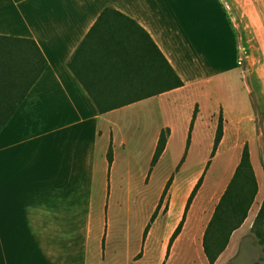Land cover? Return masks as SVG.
Returning <instances> with one entry per match:
<instances>
[{"label": "crops", "instance_id": "1", "mask_svg": "<svg viewBox=\"0 0 264 264\" xmlns=\"http://www.w3.org/2000/svg\"><path fill=\"white\" fill-rule=\"evenodd\" d=\"M212 4L221 23L216 35L220 49L233 36L239 38L238 49L247 53L249 73L262 79L264 0H0V36L35 41L47 61V68L0 134V264H105L111 233L106 224L98 231L93 225V201L102 199L107 220L116 191L129 201L144 197L151 173L160 166L176 136L183 137L181 144L187 155L203 140L209 146L207 150L214 148L221 119L223 138L218 152L234 155L231 172L213 210H209L212 194L207 207L196 211L191 206L186 213L195 175L180 181L178 168L159 190L153 212L157 215L153 222L150 219L147 235L148 225L144 229L142 251L147 252L145 245L148 242L149 246L160 219L166 221L165 232L171 226L164 242L161 238L160 247L164 248L169 247L184 221L172 245L176 254L170 260L166 254V264L178 256L182 243L194 249L203 264H209L203 250L205 232L246 144L259 186L255 203L264 198V171L256 156L253 97L254 92H261L259 82L254 83L255 91L244 80L252 101L240 109L235 102L224 99V84L217 76H191L192 65L178 41L188 39V27L183 31L177 25L192 24L195 8L209 12ZM108 9L133 23L117 15H105ZM138 27L167 58L183 87L155 94L156 75L158 87L161 83L160 68L156 73V53ZM85 85L100 102L129 104L101 114ZM151 92L152 96L140 98ZM132 129L137 135L148 131L153 137L150 173L143 176V188L131 170L141 152L131 147L128 136ZM163 131H169L167 146L153 165ZM119 163L126 168L121 176L115 175ZM208 163L205 159L202 168ZM136 164L139 166L138 161ZM170 180L166 194L170 196L169 211L164 214L159 202L166 197L165 185ZM119 181L123 185H118ZM251 213L215 264L232 260L249 229ZM97 240L101 251L91 259V243ZM130 253L127 264L146 262V254L131 262ZM163 259L162 252L155 264H162Z\"/></svg>", "mask_w": 264, "mask_h": 264}, {"label": "rangeland", "instance_id": "2", "mask_svg": "<svg viewBox=\"0 0 264 264\" xmlns=\"http://www.w3.org/2000/svg\"><path fill=\"white\" fill-rule=\"evenodd\" d=\"M195 9L196 12L194 13V18H192V24H186L185 26L177 25L183 31H185L183 27H188L186 29L188 39L178 41L192 65L191 76H217V79L224 84V88L222 89L224 99L228 102H235L240 109L252 101V96L248 92L244 80L250 83L255 91L254 83L259 82L261 86V92H254L255 95L253 94V97L255 102V116L257 118L255 139L258 138V149L256 156L257 161L259 163L261 162L262 166V162L264 161V103H262V99H264V68L261 72L262 79H256L255 76L249 73L252 71L251 69L248 70L246 66L247 61H245V57L247 53L244 50L239 51V38L235 36L227 41V45L223 50L220 49L216 35L221 23L217 18V10L214 5L210 8L209 12L201 8ZM198 37L203 38L201 40L196 39ZM242 46L245 47V44L243 43ZM262 61L264 63V59ZM245 68L246 71L243 77L242 71ZM215 94H217L216 91ZM255 96L260 99V103H258ZM149 134L147 131L145 135H142V133L137 135V131L132 129L131 134L128 136L131 147L138 148L141 151L136 160L139 166H137L135 161L131 169L135 172L134 175L140 178L138 182H140L139 186L141 188H143V176L150 173L151 163L149 156L152 150L151 140L153 137ZM182 139V136H176L160 166L151 173L150 183L143 189L144 191L140 189L145 193L144 197H140L139 199L133 198V200L129 201L125 194L116 191V197L110 201L107 220L104 216V202L102 199L97 197L93 201L95 203L92 213L93 225L97 227L98 231L106 224L109 226V232L111 233L105 264H127L126 258L128 252H131V262L141 260L146 254L147 258L144 264H155L163 252L164 259L162 260V264H166L165 256L168 246L165 248L163 246L160 247L161 238L164 242L165 238L168 237L171 226L165 232L166 221L164 218L159 220L154 228L153 237L149 242V246L148 242L145 245V250L147 249L146 253L144 249L142 251L143 234L153 212H155L154 204L159 196V190L163 187L166 179L175 174L178 168L180 181L195 175L193 188H195L201 178L203 179L202 186L198 191L192 208L200 211L202 208L207 207V201L213 194V199L209 206V210H213L231 172L234 154L227 151H221L219 154L217 150L214 157L216 159H213V147L207 150L209 146L206 147V143L203 140V142H200L199 145L194 147L192 153L187 155L186 147H183L181 144ZM205 159H208V162L211 163L209 168H207V165L202 168ZM125 170V166L119 163L115 175L121 176L125 174ZM135 184L138 186L136 182ZM118 185H123V183L120 184L119 181ZM85 202L86 200L83 199L82 203L85 204ZM263 202L264 198L261 201H256L252 206L251 218L248 222L249 229L242 238L234 257L228 264H264V224L258 223L252 231ZM159 203L160 212L163 211L166 214L169 211L170 196L167 195ZM97 233L99 234V232ZM100 251L101 245L99 240L95 243L92 241L90 258H96ZM175 254L176 248L170 249V255L167 257V260H170ZM177 254L178 256L167 264H203L196 251L186 247L185 243H182L178 247Z\"/></svg>", "mask_w": 264, "mask_h": 264}, {"label": "trees", "instance_id": "3", "mask_svg": "<svg viewBox=\"0 0 264 264\" xmlns=\"http://www.w3.org/2000/svg\"><path fill=\"white\" fill-rule=\"evenodd\" d=\"M106 14L117 15L133 23L131 20L111 9L106 10L105 15ZM138 29L145 35L147 43L152 46L156 53V73L158 72V68H160L161 83L160 87H158V76L156 75L155 94H164L183 87V81L177 75L167 58L159 52L151 38L141 28L138 27ZM151 61L153 64V58H151ZM70 66L73 68L71 64ZM46 68L47 61L35 41L0 36V134L11 121L17 109L23 103L28 93ZM85 88L90 93L101 114H106L129 104L100 102L90 87L85 85ZM152 95L153 92L140 98H148ZM195 119L196 115L193 119V123ZM168 138L169 131H163L154 155L153 165L158 163L165 152ZM222 138L223 121L221 119L215 138L212 158L215 157ZM190 140L191 135L188 138V144L190 143ZM108 160L110 164L113 161L112 149L109 150ZM210 164L211 163L209 162L207 168H209ZM262 168L264 171V161L262 162ZM202 183L203 179L201 178L188 199L185 209L186 213L190 210ZM171 184L172 181L170 180L166 185L163 198L166 196ZM258 192L259 186L251 161L250 149L249 145L246 144L243 149L240 164L220 198L205 232L203 250L209 264H215L217 262L227 249L233 233L239 230L248 219ZM156 215L157 213L152 216L151 222L155 220ZM258 223L264 224V202L252 231ZM183 224L184 221L180 223L170 239L167 257L170 254V249L172 248L174 241L182 231ZM149 229L150 225L147 226L145 235L148 234Z\"/></svg>", "mask_w": 264, "mask_h": 264}]
</instances>
